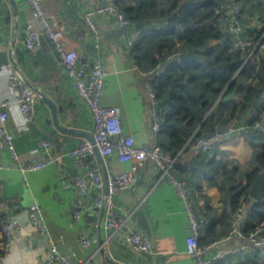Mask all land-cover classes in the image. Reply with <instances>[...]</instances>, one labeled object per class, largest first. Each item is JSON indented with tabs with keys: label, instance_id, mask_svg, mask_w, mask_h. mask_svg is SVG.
<instances>
[{
	"label": "crops",
	"instance_id": "0c3cea01",
	"mask_svg": "<svg viewBox=\"0 0 264 264\" xmlns=\"http://www.w3.org/2000/svg\"><path fill=\"white\" fill-rule=\"evenodd\" d=\"M153 1L156 7L152 11L149 4ZM191 2L121 0L123 10L132 11L131 17L136 16L133 26L120 27L113 17L95 14L93 20L101 34L98 48L84 14L95 10L101 0H42L44 9L55 18L63 34L65 47L88 54L106 65L108 75L102 103L119 108L124 132L133 137L136 146H147L153 139L147 93L139 70L143 69L141 65H149L156 31L163 28L162 22L167 19L160 15L162 12L174 14L179 7ZM27 23L40 28L26 0H0V99L11 103L5 126L18 157L14 160L10 151L0 150L1 196L9 203L5 219L18 227L7 250H4L5 237L0 229V264H54L47 260L48 243L28 225L35 206L42 209L43 224L52 242L71 264H194L186 253L188 223L184 205L175 187L167 180H160L159 171L151 160L136 171L132 187L115 197L122 222L115 235L104 228L102 211H87L78 221L72 217L71 205L77 198L73 177L83 169L68 153L93 135L94 120L88 105L77 93L75 81L66 74L53 52L51 42L44 38L37 52L26 49L22 41ZM191 26L197 27L196 24ZM181 32L183 30H178L177 37ZM222 39L212 40L209 46L216 47ZM133 41L144 45L148 51L145 57L144 52L143 56L139 54L141 62L130 50ZM11 71L18 72L40 92L36 114L30 123H24L9 88ZM250 85L246 82L241 91H246ZM188 87L194 99L188 110L189 119L194 123L193 133L199 130L201 135H208L213 128L223 133L234 131L232 137H226L213 144L209 152L198 155L192 148L193 133H187L186 121L176 124L185 144L178 153L175 175L194 191L195 206L209 220V225L214 226L212 238L220 239L227 234L234 201L230 188L245 185L246 175L255 166L254 156L264 146V101L242 111L240 92L218 104L220 97L215 100L216 88L208 87L201 74L195 84ZM45 96L55 103L60 126L74 133H63L55 126L49 105L43 99ZM249 121L254 122L252 126L248 125ZM169 133L166 131L163 136L164 144L170 142ZM44 141L49 145L44 146ZM216 153L221 163L216 162ZM95 159L102 171L99 158ZM46 160L53 161L40 170H21L23 164ZM105 165L108 173L118 174L130 170L132 163H122L112 154ZM135 230L146 234L154 254L139 253L123 240L125 232ZM82 236L88 239L87 247L80 240ZM233 245L235 243L220 244L218 248ZM249 257V253H238L217 264H246Z\"/></svg>",
	"mask_w": 264,
	"mask_h": 264
},
{
	"label": "built area",
	"instance_id": "2783aa9c",
	"mask_svg": "<svg viewBox=\"0 0 264 264\" xmlns=\"http://www.w3.org/2000/svg\"><path fill=\"white\" fill-rule=\"evenodd\" d=\"M26 2L40 28L36 29L31 23H27L23 28V44L28 51L37 52L41 49L44 38L51 42L53 52L60 60L66 74L75 81L77 93L88 105L94 120L95 144L85 140L71 148L68 153L75 164L83 169L82 172L73 177L77 198L71 205L72 217L78 221L81 215L87 211H102L104 228L115 235L122 227L115 197L132 187L136 171L144 166L147 160H151L159 171L160 180H167L175 187L177 195L184 205L188 223L186 253L193 258L194 264H217L226 262L229 257L236 256L238 253L264 252V224L256 226L248 234L244 233L249 210L255 202L250 194L248 196L251 201L246 206H241L231 212L227 234L220 239L200 244V237L208 227L209 220L200 214L195 206L194 191L187 186L184 180L175 175V163L178 154L174 155L166 151L160 143V133L165 122V116L159 107L157 93L153 86L156 69L139 70L147 93V108L153 139L152 143L147 146H136L133 137L124 132L119 108L106 106L102 103L105 78L108 75L106 65L93 60L88 54L67 49L63 43V34L56 25L55 18L44 9L42 0H26ZM119 4L120 0H101V4L95 10L85 12L84 20L98 41L96 47H100L101 34L93 20L95 14L113 17L120 27L133 26V22L120 10ZM257 4H264V0H219L212 9L214 18L210 21V25L217 27L223 33V38L229 39L231 50L240 52L245 63L250 62L252 65L259 66L264 64V11L262 14L254 13L252 16H248L245 12L246 7H255ZM247 30H251L253 33L248 34ZM133 44L134 41L130 50ZM180 54L181 51L175 52L172 58L178 59ZM7 66L11 67V64ZM9 88L15 95V101L20 114L24 117V123L32 122L39 100L38 91L30 86L16 71L10 73ZM263 100L264 93L259 101ZM10 104L9 100L0 99V150L10 151L13 159L17 160L12 136L5 126L8 117L7 109L10 108ZM233 134V130L226 133L217 131L199 138L192 145V148L198 155L209 152L213 144L222 141L223 138L232 137ZM43 145L48 146L49 142L44 141ZM94 146L98 148L104 162L109 156L116 154L120 162L132 163L131 169L128 171L108 174L107 195L104 192L102 171L95 159ZM51 161L53 160L32 161L21 165V170H40ZM1 168L2 166H0ZM1 187L0 178V229L5 237L4 250H7L18 227L5 219L9 203L2 198ZM43 221L42 209L35 206L30 213L28 225L35 230L40 239L48 243L47 260L54 264H71L69 258L52 242ZM80 240L85 247L89 245L86 237L82 236ZM123 240L139 253L154 254L155 252L146 234L140 230L125 232ZM241 241H243L241 244L236 245ZM231 243H235V245L218 248L220 244Z\"/></svg>",
	"mask_w": 264,
	"mask_h": 264
},
{
	"label": "trees",
	"instance_id": "16d2710c",
	"mask_svg": "<svg viewBox=\"0 0 264 264\" xmlns=\"http://www.w3.org/2000/svg\"><path fill=\"white\" fill-rule=\"evenodd\" d=\"M218 1L192 0L191 3H186L179 7V11L174 14L162 12L160 17L164 16L167 19L162 22L163 28L161 27L162 29L156 31L155 49L152 52L149 65L146 66L145 63H143L145 65H141L143 69L140 70L143 71L156 69L153 86L157 93L159 107L165 116V122L160 133V143L166 151L174 155L178 154L185 144L183 134L176 130V124L179 121H186L187 133L191 135L194 131V123L189 119L188 115L190 101L194 99L187 88H189V85L195 84L200 74L205 77L208 87L216 88L215 100L220 97L218 104L231 100L241 92L242 103L240 109L243 111L249 105L260 102L259 100L262 99L264 93V64L256 66L250 62L245 63L241 58L240 52L231 50L229 39L223 38V33L217 27L210 25V21L214 18L212 9ZM149 5H152V11L155 10V1ZM119 7L124 15L134 23L133 20L136 19V16L131 17L132 11L123 10L121 0ZM245 11L248 16H252L254 13L262 14L264 4L246 7ZM153 17H156V15L154 14ZM193 24H196L197 27L191 26ZM178 30H183V32L178 34L177 37ZM247 32L248 34L253 33L251 30H247ZM216 39L222 40L216 47H210V42ZM138 43L132 46L131 52L140 61L139 54L143 56L144 52L145 57V51L146 53L148 51L144 45ZM177 44L178 47L176 49ZM178 51H192L199 57V61L180 63L177 59L172 58V55ZM162 69L163 71L161 72ZM191 72H194L195 75H190ZM251 80L253 81L250 87L242 92L241 86ZM213 115L211 114L212 117ZM211 116L210 118L212 119ZM210 118L209 120L211 121ZM253 123V121H249L248 125L252 126ZM166 131L170 132V142L168 144L163 143V136ZM215 132L217 130L213 128L208 135ZM203 136L207 135H201L199 130L194 132L191 136V144H194ZM215 160L217 163H221L217 153ZM254 162V168L246 175L245 185L239 188H230V192L234 196L232 211L241 206H246L251 201L248 196L250 188L254 185L259 175L264 173V146L256 152ZM261 224H264V198L252 204L244 226V233L248 234ZM213 236L214 226L208 225L200 237V244L216 240L215 237L212 238ZM249 254L250 257L247 259L246 264H264V252L250 251Z\"/></svg>",
	"mask_w": 264,
	"mask_h": 264
},
{
	"label": "water",
	"instance_id": "95a60500",
	"mask_svg": "<svg viewBox=\"0 0 264 264\" xmlns=\"http://www.w3.org/2000/svg\"><path fill=\"white\" fill-rule=\"evenodd\" d=\"M180 63H184V62H188V61H199V57H197L192 51H187V52H183L179 55L178 58ZM38 94H40V92H38ZM44 101L49 105V108L52 112L53 118H54V124L55 126L63 133H74V131H72V129H68L66 127H62L59 124V120H58V112H57V107L55 105V103L49 99L48 97H43ZM79 134H85V133H79ZM88 141H90L92 144H95L94 141V136L93 135H89V137L87 136ZM94 153L95 155L99 158V161L102 165V171H103V180H104V192L107 195L108 194V170L106 168L105 162L103 160V158L101 157L99 150L96 146H94ZM264 173L260 174L259 177L257 178V180L255 181L254 185L250 188V197L254 200V201H261L264 198ZM102 243V240H101ZM102 254L104 255V250L101 249ZM105 259L107 262H109V259H107V255H104Z\"/></svg>",
	"mask_w": 264,
	"mask_h": 264
},
{
	"label": "rangeland",
	"instance_id": "374dc122",
	"mask_svg": "<svg viewBox=\"0 0 264 264\" xmlns=\"http://www.w3.org/2000/svg\"><path fill=\"white\" fill-rule=\"evenodd\" d=\"M245 12H246V11H245ZM181 53H183V52H181ZM177 60H178V59H177ZM252 81H253V80H251V81H248V83H249V84H251V83H252ZM224 139H225V138H223L222 140H224Z\"/></svg>",
	"mask_w": 264,
	"mask_h": 264
}]
</instances>
